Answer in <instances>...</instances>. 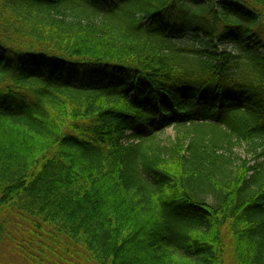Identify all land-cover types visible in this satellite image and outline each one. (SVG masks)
Wrapping results in <instances>:
<instances>
[{
  "label": "trees",
  "instance_id": "1",
  "mask_svg": "<svg viewBox=\"0 0 264 264\" xmlns=\"http://www.w3.org/2000/svg\"><path fill=\"white\" fill-rule=\"evenodd\" d=\"M0 264H264V0H0Z\"/></svg>",
  "mask_w": 264,
  "mask_h": 264
},
{
  "label": "rangeland",
  "instance_id": "2",
  "mask_svg": "<svg viewBox=\"0 0 264 264\" xmlns=\"http://www.w3.org/2000/svg\"><path fill=\"white\" fill-rule=\"evenodd\" d=\"M182 43L184 46H187V47H191L194 45V42L192 40H189V39H182ZM220 49L226 50V51H232V52L236 51V49H234L233 46H231L230 44H222V45H220ZM138 129L140 130V127ZM174 135H175V129L172 127H169L163 131V134H161V137H163V138H165L166 136H172L173 137ZM246 146H247V144L246 145L245 144L238 145L237 148L235 149V151L240 157H242L243 159L249 160L252 164L253 160H254L253 155L247 151L248 146L247 147Z\"/></svg>",
  "mask_w": 264,
  "mask_h": 264
}]
</instances>
